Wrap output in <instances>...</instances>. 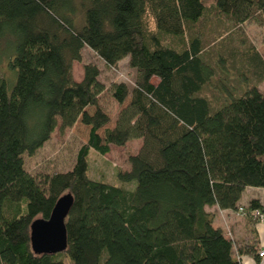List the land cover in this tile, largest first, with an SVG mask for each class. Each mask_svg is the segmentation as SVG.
I'll list each match as a JSON object with an SVG mask.
<instances>
[{
    "label": "trees",
    "instance_id": "trees-1",
    "mask_svg": "<svg viewBox=\"0 0 264 264\" xmlns=\"http://www.w3.org/2000/svg\"><path fill=\"white\" fill-rule=\"evenodd\" d=\"M213 2L221 19L199 28L206 0H0V50L12 47L4 58L14 73L0 74V264L260 263L264 197L241 200L264 189V58L242 25L264 24V0ZM218 45L222 55H209ZM86 46L111 68L129 58L138 75L131 89L112 84L120 105L131 99L104 136L100 67L86 63L83 80L73 76ZM230 74L250 87L237 92ZM215 76L221 95L212 100L203 91ZM78 120L90 134L73 167L40 181L25 156ZM134 139L142 147L116 182L89 176L92 151ZM70 192L67 249L36 254L33 222ZM214 205L243 207V239L214 225Z\"/></svg>",
    "mask_w": 264,
    "mask_h": 264
},
{
    "label": "rangeland",
    "instance_id": "rangeland-1",
    "mask_svg": "<svg viewBox=\"0 0 264 264\" xmlns=\"http://www.w3.org/2000/svg\"><path fill=\"white\" fill-rule=\"evenodd\" d=\"M206 5H208V10L206 12L207 19H204L202 22L198 23L199 28H204V23L206 21H212L214 24L217 20L221 19L217 14L213 0H206ZM149 21L150 29L155 28V19H153L151 11L147 15ZM210 19V20H208ZM223 19L220 22H223ZM211 23L208 22L207 25ZM212 24V26H214ZM245 30V36L249 39L252 46L256 47L259 54L264 58V24H258L254 21L242 25ZM211 27V26H208ZM0 50V59L4 58L11 50L10 45L5 46V43L2 44ZM221 45L218 47L212 48L208 51L209 55L218 57L222 55ZM83 60L81 62L75 61L73 64V76L76 80H83L84 67L86 63H92L96 66L98 65L101 70L100 79L105 83V86L108 88L102 95H100V106L108 114L110 122L105 126L101 127L99 133L104 136L105 129L112 128L116 124V119L121 111V108L129 103L131 98H128L124 104H119L112 95V84L125 82L130 89L134 87L136 79L138 77L137 71L135 68L131 67L129 64V58H125L119 62L117 68H111L105 65L104 61L99 57L98 54H95L88 46L82 51ZM217 64V63H216ZM221 64V63H220ZM223 71V68L220 69ZM228 71V70H227ZM0 74L5 78H12L14 73L12 69H9L7 58H4L0 62ZM249 75L247 80L252 85L255 83L252 81V75L250 72H247ZM229 76V75H228ZM234 80L230 81V86L237 87V92L242 93V89L250 87L246 82L237 81L235 74H230ZM219 78L214 77L204 89V93L207 94L212 100L220 98V91L217 88L216 83H219ZM154 82H158L157 78L153 79ZM262 82L259 84V90L264 92V73L262 75ZM253 82V83H252ZM88 110L91 113L95 112L94 107H89ZM90 126L85 125L81 120H78V123L73 127L67 128V130L61 132L58 128L53 132L52 138L47 141L41 149H39L34 156H25L26 157V168L28 171L37 177L40 181H44L47 174H52L58 171H68L71 169L76 160L77 153L79 148L86 144L89 139ZM143 141L141 139H134L128 142L123 147L120 146H111V150L106 155H100L92 151V157L90 159V172L89 176L93 178L106 177V179L113 183L116 182V171L117 168L124 170H129L131 164L129 163V157L138 153L142 147ZM261 195L264 197V191H252L250 195Z\"/></svg>",
    "mask_w": 264,
    "mask_h": 264
},
{
    "label": "water",
    "instance_id": "water-1",
    "mask_svg": "<svg viewBox=\"0 0 264 264\" xmlns=\"http://www.w3.org/2000/svg\"><path fill=\"white\" fill-rule=\"evenodd\" d=\"M72 193L59 198L49 219L38 218L31 226V245L36 254H56L68 247L66 217L74 203Z\"/></svg>",
    "mask_w": 264,
    "mask_h": 264
},
{
    "label": "crops",
    "instance_id": "crops-1",
    "mask_svg": "<svg viewBox=\"0 0 264 264\" xmlns=\"http://www.w3.org/2000/svg\"><path fill=\"white\" fill-rule=\"evenodd\" d=\"M264 191L262 188H253L250 187L246 190V194H244L241 202L242 205H246L247 201L252 197H257L261 195H250L252 191ZM208 211L214 212L215 219L214 225L221 226L225 230H232L233 235L238 238L239 240L243 239L246 236L247 232V224L244 219L243 215L237 214V211L232 210H221L218 206L214 205V207H207ZM258 234L260 235L261 239V246L263 247L261 250L264 249V223H259L257 226ZM243 264H264V258L261 257L260 263L252 257V256H243L242 257Z\"/></svg>",
    "mask_w": 264,
    "mask_h": 264
},
{
    "label": "built area",
    "instance_id": "built-area-1",
    "mask_svg": "<svg viewBox=\"0 0 264 264\" xmlns=\"http://www.w3.org/2000/svg\"><path fill=\"white\" fill-rule=\"evenodd\" d=\"M237 214H240V215H243V207L241 206L238 211H237ZM260 221L261 222H264V215H260ZM260 257H263L264 258V249L260 251Z\"/></svg>",
    "mask_w": 264,
    "mask_h": 264
}]
</instances>
